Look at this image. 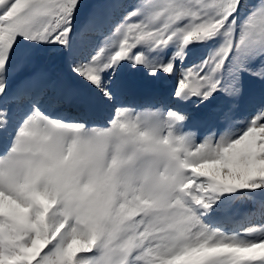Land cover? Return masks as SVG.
<instances>
[{
    "label": "snow or ice",
    "instance_id": "1",
    "mask_svg": "<svg viewBox=\"0 0 264 264\" xmlns=\"http://www.w3.org/2000/svg\"><path fill=\"white\" fill-rule=\"evenodd\" d=\"M217 37L223 42L200 65L177 69L190 44ZM94 40L95 55L77 54ZM173 43L167 63L137 51L159 54ZM37 58L45 66L20 79ZM126 60L150 77L178 76L181 99L225 92L228 103L211 118L231 126L245 82L264 86V0H0V264H264V227L241 234L206 222L222 194L238 190H250L243 195L256 205L245 223L264 217V89L251 95L238 134L194 143L177 132L192 113L167 103L135 114L117 107L128 85L116 69ZM226 61L231 79L222 82ZM61 64L74 83L56 75ZM53 89L58 103L107 112L109 126L45 115L37 105ZM86 142L96 152L109 146L130 172L115 207L81 213L46 196L48 166ZM149 181L162 199L143 195Z\"/></svg>",
    "mask_w": 264,
    "mask_h": 264
},
{
    "label": "clouds",
    "instance_id": "2",
    "mask_svg": "<svg viewBox=\"0 0 264 264\" xmlns=\"http://www.w3.org/2000/svg\"><path fill=\"white\" fill-rule=\"evenodd\" d=\"M118 140L114 134L108 145ZM109 146L96 152L86 142L68 157L50 164L42 177L47 198L81 213L93 212L101 206L115 207L124 195L130 172L118 165L117 156ZM143 195L160 200L165 191L157 181H149L143 184Z\"/></svg>",
    "mask_w": 264,
    "mask_h": 264
},
{
    "label": "rangeland",
    "instance_id": "3",
    "mask_svg": "<svg viewBox=\"0 0 264 264\" xmlns=\"http://www.w3.org/2000/svg\"><path fill=\"white\" fill-rule=\"evenodd\" d=\"M82 2H86V0H82ZM83 17V12L80 13V17H78V19L82 18ZM75 22V21H74ZM223 42V38L222 37H217L215 40H210V41H207L203 44H196V43H193V44H190L186 49H185V55H184V59L183 61L181 62L179 59L176 60V65H177V69H183V68H187V67H192V66H198L200 65L212 52L215 51L216 48H218L220 46V44ZM95 46L91 47V48H84V50L81 51V54L83 55H87L88 58L91 57V55H95L96 52L99 50V40H95L94 43ZM177 47L178 45L173 43L172 45H170L167 49H165L163 52H160L159 54L157 52H148L146 49H144L143 47H140L137 49V51H145L146 55L149 56L150 59H153L157 62H160V63H167L168 60L172 57L173 53L176 52L177 50ZM55 50H53L54 52ZM111 52V49H107L106 52H105V56H107L108 54H110ZM80 55V54H79ZM200 55V56H199ZM40 58H37L33 65L37 64L39 62ZM43 60V59H42ZM231 60V56L229 57V61ZM44 61V60H43ZM229 61H226L225 62V65L223 67V69L220 71V73L218 74L219 75V78L221 79L222 82L224 81H229L231 79V73H230V70H231V64L229 63ZM124 62V65H125V68H126V71L129 75H135L137 77H140L141 76V72L144 71V75H146L148 77V80L151 82L152 86L153 84H157L159 80H161L162 82H171L173 80V77H171V79L167 80L165 75H163L162 73H157V77H150L147 73V69L141 67V68H133L130 64L129 61H123ZM31 65L29 68L25 69L24 72H22L20 74V77L21 76H26L29 71H30V68L33 66ZM58 73H56V75H58ZM174 79H178V76L177 77H174ZM176 82V81H175ZM261 89H264V86H261V85H258V84H254L252 83L251 81H247L245 82V94H254L256 91L258 90H261ZM127 97V95H122L120 98H119V101L120 103L117 104V107H120L121 105L122 106H129L130 108H134V109H143V107H152L154 108V106L156 104H161L162 103H167L168 104V107L171 108V105L173 104L171 100H169L168 102H164V100H160V99H155L154 103L151 104L149 103L148 100H143V101H139L137 103H135V101H128L126 100L125 98ZM227 97V94L223 91H220L219 93H214L212 97H209L208 100L206 101H203L201 100V98L199 97H193V99L196 100L197 103L201 102L203 104H206L207 106L211 105L213 103H215L216 101H219L220 104H222L225 99ZM243 97V96H242ZM125 101V103H123ZM25 109L27 110V114H31V108L29 105H25L24 106ZM210 107V106H209ZM212 108H216L218 109L217 107H213ZM167 110V109H166ZM249 111H250V106H249V109L247 110L246 114L244 115L243 118H240L238 122L234 123L231 128H228L227 130L225 129V131L223 132V127L220 129H216L215 132L213 133V139H219L221 136L225 135L226 133H234V134H238L244 127H245V121L246 120H250L251 119V116L249 115ZM112 113H114V111H111ZM45 115L49 116L50 118L52 119H57V120H62L61 118L57 117V116H51L50 114H47L45 112H43ZM26 118V117H25ZM80 119H72V120H62L64 122H68V123H83L85 124V126L87 128H92V127H99V128H103V127H108L109 126V122H110V115L107 114L106 117L105 116H97L95 117L94 119H91L89 118L88 120L85 118V119H82L83 117L82 116H79ZM23 121L21 120V123ZM220 127V126H219ZM230 129V130H229ZM206 136V133H204L202 135V138H204ZM202 140L200 139L198 141V143H201ZM244 190H238L237 191V196L236 197H240L238 199H235V201L238 202V205L239 207H241V205L243 206L244 208V212H248L249 211H252V212H255L256 210V205L254 203V200L253 198H251L250 196L249 197H246L244 196ZM218 204H220L219 201H217ZM215 207V206H214ZM224 209V207L222 206V204H220V208L216 211H213L214 214L218 212H221L222 210ZM212 213V212H211ZM243 214V213H241ZM206 222H207V218H206ZM208 223V222H207ZM210 224V223H209ZM212 225V224H210ZM217 225V224H215ZM215 225H212V226H215ZM243 225V226H241ZM228 225L226 224V229L223 228L222 230L226 231V232H238V233H244L246 231V227L248 226H251V227H264V219H259V217H255L253 219V222L252 224H246L245 222H242L240 224H237V225H234L231 227V229H228L227 227Z\"/></svg>",
    "mask_w": 264,
    "mask_h": 264
},
{
    "label": "bare ground",
    "instance_id": "4",
    "mask_svg": "<svg viewBox=\"0 0 264 264\" xmlns=\"http://www.w3.org/2000/svg\"><path fill=\"white\" fill-rule=\"evenodd\" d=\"M94 42L95 40L90 42V45L88 48L95 46L94 44H92ZM82 50H84V47H78L77 54L78 55L81 54ZM44 66H45V62L40 58L39 62L33 65L30 68L29 72L35 71L36 69H39ZM59 67H60V71H59L58 76L64 81L74 83V81L71 80L69 69L66 66H63L62 64ZM116 70L120 73V78L123 81H125L126 84L128 85L127 88L122 92L120 97L122 95L127 94L128 100L131 101L132 99L134 100V99H137L138 97H141L142 95H140V93H147V96L145 98H147L148 100H154L155 98L158 100L160 96H163V97L167 96L172 99L173 104L171 107L174 110L179 108V109L185 110L186 112L192 113L193 118L190 120L184 121L183 124L184 125H188V124L194 125L197 123V125L194 127V130L192 129L181 130L180 126H178L177 132L178 134H184V133L190 134L192 136L194 143H198L200 139L203 142L205 139L211 137L213 133L215 132V130L218 128L221 129L223 127L224 128L223 132L225 131V129L226 130L228 128L232 129L231 126L234 123L238 122L239 119L243 118L244 115L246 114L247 110L249 109V99L251 95L253 94V93L245 94L243 97L240 98L239 111L236 115L233 116V122L231 126H229L227 123L220 121V120L212 119L211 117L213 113L220 112L225 107V105L228 103V99L230 98L225 99V101L222 104H220L219 101H216L215 103H213L212 106L218 108L216 109V108H212L211 105H209L210 106L209 107L206 104H203L201 102L197 103L196 100L193 99V97L195 96H192L186 99H181L177 97L175 95L176 79H174V77H173V80L169 83L162 82L161 80H159L156 85L153 84L152 86L151 82L148 80V77L144 75L143 73L144 71L141 72L140 77H137L135 75H129L126 71L124 62H122V66H118ZM24 76H21L20 79H23ZM50 101L51 99L46 101L45 102L46 105L50 106L52 103ZM125 107H129V106H125ZM157 107H161V104H156L154 108L146 106V107H143V109L141 110L134 109L133 107L132 108L129 107V109L135 114V113H145L149 111H155V108ZM109 111H114V109H111ZM107 114L108 113L106 112L103 115H105L106 117ZM203 133H206V136L204 138H202ZM236 196H237V192L222 194L221 199L223 200L222 206L224 207V209L221 212H218V214L217 213L214 214V212L206 214V216L210 218L211 223H214L215 220L220 221V218L222 217L224 218L230 217V218H233L232 220H235L234 218L236 216H239V219H241V221L242 220L246 221V218L248 217V215L253 212L249 210L248 212L247 211L244 212L243 206L241 205V207H239L238 202L235 201V199L233 198ZM225 197H227V199H225ZM239 213H243V214L237 215ZM256 217H259V219H264V217H261V216H256Z\"/></svg>",
    "mask_w": 264,
    "mask_h": 264
},
{
    "label": "water",
    "instance_id": "5",
    "mask_svg": "<svg viewBox=\"0 0 264 264\" xmlns=\"http://www.w3.org/2000/svg\"><path fill=\"white\" fill-rule=\"evenodd\" d=\"M168 77V76H167ZM245 191V193H247V192H250V190H244ZM259 191V190H258Z\"/></svg>",
    "mask_w": 264,
    "mask_h": 264
}]
</instances>
